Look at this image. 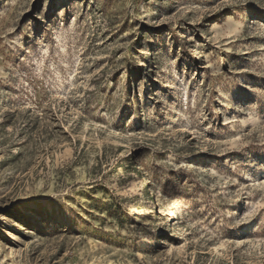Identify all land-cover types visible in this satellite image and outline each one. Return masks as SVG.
Here are the masks:
<instances>
[{
  "label": "rangeland",
  "instance_id": "obj_1",
  "mask_svg": "<svg viewBox=\"0 0 264 264\" xmlns=\"http://www.w3.org/2000/svg\"><path fill=\"white\" fill-rule=\"evenodd\" d=\"M0 264H264V0H0Z\"/></svg>",
  "mask_w": 264,
  "mask_h": 264
},
{
  "label": "bare ground",
  "instance_id": "obj_2",
  "mask_svg": "<svg viewBox=\"0 0 264 264\" xmlns=\"http://www.w3.org/2000/svg\"><path fill=\"white\" fill-rule=\"evenodd\" d=\"M146 120L148 122L147 118H146ZM134 168H136V171H137V174L139 175V177H138V180L133 182V188L137 189L139 191L141 197L144 198V205L151 208L147 212L150 213V215L152 216L153 214H155L157 212V208L155 207V199H154V197L150 191V188H149L148 179L143 175L141 164H138V165L136 164V166ZM163 219H164V221H166V217ZM245 228H246V226H245ZM158 234L159 233L156 231L155 235L158 236ZM148 244L151 245V244H153V242H148Z\"/></svg>",
  "mask_w": 264,
  "mask_h": 264
}]
</instances>
